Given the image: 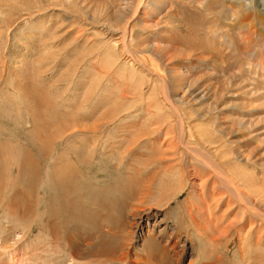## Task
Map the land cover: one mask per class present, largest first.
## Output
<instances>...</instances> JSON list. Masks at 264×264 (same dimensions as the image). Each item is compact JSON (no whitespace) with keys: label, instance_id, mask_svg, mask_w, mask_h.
<instances>
[{"label":"bare ground","instance_id":"1","mask_svg":"<svg viewBox=\"0 0 264 264\" xmlns=\"http://www.w3.org/2000/svg\"><path fill=\"white\" fill-rule=\"evenodd\" d=\"M186 1L129 0L126 8L114 10L116 22L85 21L90 52L85 64L69 67L66 74L85 68L90 79L81 103L88 108L91 150H97L114 124L116 136L105 144L107 152L118 154L114 166L118 178L103 190L93 189V194L82 186L69 189L73 174L68 169H74L63 166L62 158L56 162L58 176L45 183L53 192L47 214L38 217L39 232L54 242L58 232L53 222L60 213L67 231L85 220L96 230L90 239L86 236L84 245L67 237L68 257L62 264H264V0H189L196 11L213 19L206 27L181 19L191 27L186 28L191 35L184 39L177 26L180 18L171 23L166 19L179 5L188 7ZM60 9L61 26L78 25L62 15L66 5L60 4ZM44 27L45 23L38 34ZM220 60L227 65L226 87L235 85L232 94L223 87L211 93V99L199 75L224 77L226 68L217 67ZM234 91L240 92L237 97ZM202 103L207 104L204 112L195 108ZM130 111H139L140 119L121 122ZM230 111L236 116L233 124L228 122ZM186 113L197 120H186ZM74 130L75 126L65 124L57 136L51 134L53 127L50 137L57 139L51 141L55 146L50 151H44L47 140L37 135L44 157L68 143ZM0 139L6 140L0 142V179L10 165L3 168V163L15 164L25 191L14 197L29 201L35 182L46 178L39 179L41 164L28 149H18L3 136ZM198 188L199 199L180 202L184 192L196 193ZM57 197L62 198L57 201ZM84 200H89L90 207H85ZM163 206L166 211L158 212ZM92 207L107 216H91ZM45 226H51V232ZM229 241L238 243L233 254ZM26 248L31 250L29 245ZM30 253L33 260L25 256V264L44 263L42 253L33 249Z\"/></svg>","mask_w":264,"mask_h":264},{"label":"rangeland","instance_id":"2","mask_svg":"<svg viewBox=\"0 0 264 264\" xmlns=\"http://www.w3.org/2000/svg\"><path fill=\"white\" fill-rule=\"evenodd\" d=\"M11 1L12 0H7L6 2L8 3L4 4L3 0H0V137L3 136L6 139H10V142L14 143L13 145L18 147V149H28L33 160L40 162L41 171L45 174L43 176V174L40 173L41 176L39 179L41 180L43 177L46 178L39 181L37 184L35 182V186L38 185L41 187L34 186V190H30L31 196H28V198H30L29 201H23L14 197V193L17 194L20 191H25L19 179L18 167L14 164L15 168H13L14 166L11 165V163H3V168L10 164V169L9 166L4 168L8 171L4 170L0 179V264H25V256L32 259V254L30 253L32 249L36 254L42 253L41 259L44 261V263L42 262L43 264H62V262L65 263L67 261L68 257L67 237L71 238V240L76 243L84 245L88 240L87 238L90 239L91 232H96V230L93 229L94 227L89 228L90 222L88 223V221L85 220L79 223L76 222V229H73V231H67L66 228H68V225L65 219L63 221L62 213H60L58 219L53 222V224L56 225V232H58L54 242L48 234L45 235L39 232L40 223L38 217H43L42 215L45 212L47 214V204H49L50 196L53 192V188L51 189V187H48V189L46 184H50L51 181L58 176L56 175L58 172L56 173L57 170L55 169L56 162L61 161L60 158H62V162H64L63 166L67 165L69 168H73L80 173L78 176H73L76 174V171L68 169L73 174L70 181L72 184L69 183L66 186L69 189H76L75 187L82 186L83 189H87L86 192L89 191L93 194V189L98 188L103 190L105 186H112L114 184V179L118 178V174L115 172L114 168L116 160H118V154H116V151L113 155L107 152L105 144L107 138L116 136L115 126L113 124V127L105 132L106 135L104 134V137L99 141L97 150H91V134L88 130V108L84 109L85 106L81 103L85 94V85L88 86L90 79L87 77L85 68L78 70L76 73L73 72L71 76L66 74V70L69 67L75 69L77 66L85 64L87 60L91 42H89V28H87L85 21L102 20L116 22L117 17L114 10H116L117 6L120 9L126 8L129 0H18V2L15 1V5L12 3L14 0ZM42 1L44 2L43 4ZM37 2H41L40 5H38ZM196 2H198V0H196ZM11 3L12 5H10ZM60 4L66 5V11L64 13L62 12V15L64 14L71 19H75L78 23L77 26H72L70 23H65L67 26L65 24L61 26V19L59 21L58 15L63 10L60 9ZM185 4L188 7L183 9V7L179 5L173 10L172 16L168 17L166 21L171 23L174 18H180V20L190 18L194 26H201L202 24L201 27H203V25L206 27L207 23L212 21V17H207V14H200L199 11H196L189 0H187ZM93 13H96V15ZM208 18H211V20L207 21L206 19ZM180 20L177 22V26L179 29H182L185 39L187 36L191 35L186 28L191 29V27H187V23ZM38 23L39 25L36 26ZM43 23H45V27L42 30L43 32L42 34H38L43 27ZM193 28L197 29V27ZM76 38H78V40H76ZM43 57L49 58L50 61L48 59H43V61H41ZM51 59H53V61ZM218 62H220L217 64L219 69L226 68L222 74L224 77L216 75L212 77L204 73L199 75L206 81V85L205 87L203 86L202 89L211 96V99H213L212 94L215 90L226 87L225 79L228 77V75H226V72H228L227 65L225 63L222 64L221 60ZM39 68L41 69L39 70ZM65 75L69 77L59 79ZM222 81H224V85H222ZM234 85L235 84H231L226 87V89L229 90L228 94H232ZM234 93L237 97L240 92L234 91ZM211 101L213 100L208 101V99H206V102ZM205 105L207 104L202 103L201 106H195V108L204 112ZM138 114H140L139 111L133 113L130 111L127 115L122 116L120 120L121 122H125L133 119H140ZM98 115L99 114H97V118ZM185 117L186 120L189 121L197 120L191 118L187 113ZM232 121H236V116H233V112L230 111L228 122ZM60 124L62 126H60ZM65 124L71 127L75 126L76 130L74 131L76 133L71 132V134H69V136L71 135V139L68 143L65 142L61 144L58 151L54 153L49 152L48 158L44 157V152L36 136L40 134L41 136H39L42 140H47L45 142L48 148H44V151H50L53 149L52 147L55 146V141L53 143L51 141L57 139L51 138L50 132L54 127V131L51 134L58 136L60 133L58 130L61 129V127H65ZM37 125H39L37 127L39 132L35 130ZM0 142H6V140L0 139ZM92 154L95 156L93 160L91 159ZM18 156L19 155L15 152V159ZM129 163L130 162L126 160V164L128 165ZM11 169H13V172ZM9 173L11 175H9ZM22 180L25 182V178ZM42 181L44 185H46L45 187H43ZM109 190H111V188H107L105 192L109 193L108 196H111ZM187 191L180 196L179 200L181 203H185L188 200L187 198H194L197 200L202 193L199 188L196 193H194L195 191L191 192V189ZM31 193H34L35 198L37 196L39 200H33L34 196ZM82 195L85 194L83 193ZM190 195H192V197ZM112 196H117V194ZM61 198L62 197H57V201ZM76 198H78V195ZM83 202L86 208L90 207L91 204L89 200H84ZM36 204H39L37 205V209ZM173 206L175 207L176 203L173 204ZM163 207L164 208L157 207L158 209H156L158 212L164 213L167 207ZM24 208H28L26 213ZM91 209L94 211V213H91V216H93V214H100L101 217L107 216V214L101 213V211H99L100 209L96 207H92ZM69 216L71 215L69 214ZM169 218L172 217L169 215ZM199 218L201 219L200 216ZM64 222L65 227L63 224ZM96 222H98V220ZM50 227L45 226L44 230L49 229L47 232H51L50 230L52 229ZM87 235L89 236L86 238ZM24 237L25 239L23 240ZM193 238L196 239V236L194 235ZM197 243L199 244L198 241ZM233 243L234 241H229V244H231L229 248H232L231 254L237 250L238 245L237 242ZM27 245L31 247L30 251L26 248ZM46 252L47 255L44 254ZM55 253L56 255H54ZM21 256H23L22 259ZM52 260H55V262L50 263ZM35 262L36 260L33 261L32 264H35ZM28 264H31L30 261H28ZM185 264H188V262Z\"/></svg>","mask_w":264,"mask_h":264}]
</instances>
